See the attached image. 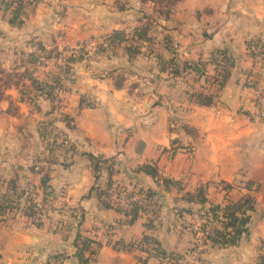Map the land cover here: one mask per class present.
<instances>
[{
  "label": "crops",
  "instance_id": "0c3cea01",
  "mask_svg": "<svg viewBox=\"0 0 264 264\" xmlns=\"http://www.w3.org/2000/svg\"><path fill=\"white\" fill-rule=\"evenodd\" d=\"M156 8L157 3L140 0H38L15 24L0 10V192L13 184L38 201L46 170L54 193L40 224L21 208L0 215V264H142L143 252L128 245L146 234L165 251L183 253L195 237L188 211L243 195L253 202L230 228L232 243H207L202 260L264 264V117H248L252 94L246 82L247 41L261 38L264 48V0H178L167 17H155L153 54L129 57L117 48L66 63L70 73L58 95V114L71 118L70 127L62 126L70 143L55 149L49 167L39 155L35 125L57 111L47 94H29L39 108L25 99L31 87L24 71L35 66L26 56L34 43L89 56L103 37L142 25L143 12ZM220 49L234 64L219 96L203 105L197 95L216 88L188 65L205 69L209 78ZM37 74L33 71L41 79ZM33 122L35 151L26 145L15 151L12 128L25 131ZM171 145L179 148L168 160ZM149 162L176 183L157 184L138 169ZM109 181L156 191L160 207L153 228L142 213L131 220L98 202L95 188ZM221 182L232 189L221 190ZM201 185L205 204L185 199ZM18 201L20 207L27 203L24 196ZM85 239L92 241L87 249Z\"/></svg>",
  "mask_w": 264,
  "mask_h": 264
},
{
  "label": "trees",
  "instance_id": "16d2710c",
  "mask_svg": "<svg viewBox=\"0 0 264 264\" xmlns=\"http://www.w3.org/2000/svg\"><path fill=\"white\" fill-rule=\"evenodd\" d=\"M178 0H140L142 4H145L147 2H154L157 3L159 6V10L163 12V15L165 17L168 16L170 13L171 8L177 2ZM38 0H32L31 2H24L22 0H0V10H2L4 13L7 15V21L10 24H15L18 22L20 16L23 14V12L27 8L33 7ZM145 19V23H143L140 26L135 27L134 29L131 30V35L134 36V38L138 39L141 42H148V43H153L154 38L149 35L150 34V29L152 26L151 21L149 18H146L143 16ZM105 40L109 43L108 47H102L100 45L99 50L101 51H107V50H114L117 48H122L125 53L129 57H134L139 54H144L140 47L132 46L128 43V35L127 32L122 31V30H113L111 33L105 36ZM256 39H250L247 41L246 46H247V51L249 56L254 55L253 53V46L255 45ZM35 46H37L39 52L31 51L27 54L26 58L29 64L31 65H37L41 64L44 61L52 57L53 54L54 57H57L60 53H57V48L53 49H46L41 43L35 42ZM214 57H213V64H214V74L211 77L212 82L215 85V92L211 94H202L199 93L197 96H199L201 103L203 105H210L213 103V98H217L220 91L223 89L225 86V83L227 79L229 78L230 75V69H219L217 65V59L220 58L225 64L230 65V67L234 64L233 58L231 57L230 54L227 53L226 50H216L214 52ZM84 58L82 54L79 55H74V54H69L66 57H64V61L66 63H73L80 61ZM160 59V57H158ZM173 59L168 60L166 63H172ZM161 62H165L161 59ZM193 64V63H192ZM189 64L188 66L190 68H194L196 72L199 73V75H204V69L199 68L196 65ZM193 69V70H194ZM24 74H26V77L29 80V86L31 87V91L27 90L25 92L24 96H28L31 92L34 91L40 92L41 94H50L52 96L54 90L56 89V86L58 84L57 79H53L51 82L44 81L43 79H39L36 76L33 75L32 70H27L24 71ZM58 88V87H57ZM24 94V93H23ZM1 98V96H0ZM32 101V100H31ZM64 122L67 126H70L71 124V118L68 115H63ZM39 135L43 136L42 130H40L39 127ZM64 143H61L60 146H62ZM59 144H56V146ZM59 146L55 147L58 148ZM179 148L178 146L174 147L171 145L168 149L167 152L170 151L171 153H174L175 150ZM91 156V155H89ZM92 157V156H91ZM48 162H53L52 159L47 158ZM43 168V167H42ZM139 170L146 172L151 176L153 181L157 184H175L176 182L169 179L168 177L162 176L159 174L156 168L155 162H149L145 163L143 165H140L138 167ZM49 173L48 171H43L42 176L40 178V186L42 189V200H45L48 197H53V188L49 184ZM112 182L109 181L103 188H95V193L97 196L98 202L104 206V207H112L115 210L124 213L125 215L129 216L131 220H134L140 213L141 209L140 206H138L136 203L132 205H127V206H122L120 204H111L109 200H100V195L102 192L106 191L107 188L111 186ZM219 188L224 191H229L232 189V185L227 184V183H219ZM246 188L251 189L252 183L247 182L246 183ZM137 187L139 193H143L145 198H149L152 195L156 194V191L153 190L150 187L143 188V187ZM92 190V189H91ZM6 192H10L11 195H13V198H15L14 201L8 200L7 196L0 195V215H4L6 213H13L16 210H19L20 208L22 209V212L24 215L32 218H36L35 221H39L40 217L42 216V208L38 207L37 203L31 199V195L28 193L25 195V193H20L17 192L15 189V186L13 184H8L6 187ZM24 196L26 200V204L23 205L22 207L19 206V198ZM189 201L193 202H198L200 204H205L207 202V197L205 195V186H200L198 187L194 192L192 193H186V198ZM253 202V197L250 195H243L239 197L238 199H233L228 196L224 204H212L210 207L207 208V214L204 216V218L207 220L209 218V215L212 217H215L217 211H221L223 215V220L222 223L220 224L219 227L215 228L214 232L211 235H207V240L208 243H217V244H228L232 243V240L229 239V230L230 228H235L238 223L236 222L239 219V215L241 213V210L243 208H246L247 206L251 205ZM185 211V209H183ZM37 224H40L39 222ZM206 223H203L201 225V228L203 229L205 227ZM147 228H153V222L152 220H148L147 222ZM155 243L157 244V247L155 248V255L159 256L161 255L162 257L166 256L168 254L167 251H165L160 243L151 235H143L141 239L136 242V243H131L128 245L129 247H132L134 245L138 246V248L142 251L145 252L149 249V245ZM92 244V241L90 239H85L83 241V247L82 248H89ZM96 250H90L91 253H94ZM172 254L171 252H169ZM145 261V259H143Z\"/></svg>",
  "mask_w": 264,
  "mask_h": 264
},
{
  "label": "built area",
  "instance_id": "2783aa9c",
  "mask_svg": "<svg viewBox=\"0 0 264 264\" xmlns=\"http://www.w3.org/2000/svg\"><path fill=\"white\" fill-rule=\"evenodd\" d=\"M31 2L32 0H22ZM133 44L140 45V42L134 40ZM104 47L109 46L105 41ZM141 46V45H140ZM35 52H39L37 46L34 47ZM254 55L250 56V68L246 76V82L250 88L252 97L250 100L251 108L248 111V117L253 121H259L264 117V48L261 38H256L253 46ZM219 69H230V65L225 64L220 58L217 59ZM44 81L51 82L47 79ZM58 89V88H57ZM100 200H109L111 204H120L122 206L137 204L140 206L141 213L146 216L147 220H154L160 207L159 199L156 194L149 198H145L143 193H139L137 187L126 188L119 184H112L106 191L100 195ZM214 203H209L206 207H200L188 211L192 229L195 231L193 244L183 253L171 252L162 257L155 255L157 244L152 243L149 249L143 252L145 261L142 264H205L202 260V253L205 245L208 243L207 235H211L215 228L219 227L223 220L221 211H217L215 217L209 215L206 220L204 216L207 214V208ZM38 207L41 204H38ZM206 223L202 229L201 225Z\"/></svg>",
  "mask_w": 264,
  "mask_h": 264
},
{
  "label": "rangeland",
  "instance_id": "374dc122",
  "mask_svg": "<svg viewBox=\"0 0 264 264\" xmlns=\"http://www.w3.org/2000/svg\"><path fill=\"white\" fill-rule=\"evenodd\" d=\"M162 15H163V12H161V10L157 11V8L155 10H148V12H146V11L143 12V16H145L146 18H149V20L153 19L152 20V24L154 26L153 28H155V24H156L155 17L157 19H161ZM127 35H128V43L132 46L140 47V49L144 53V55H146V54L151 55V53L153 54V51L151 49H153V47H156V44H158L157 39L155 38L156 35H155L154 31L153 32L150 31V34H149L154 38L153 43L139 41L138 39L134 38V36L131 35V30L127 31ZM134 40L140 42L141 46L140 45L137 46V45L133 44ZM105 41H106L105 37H103L100 40V42H98V44L95 46V48L92 50L93 54H91L89 56H85L84 58L87 60L88 59L91 60L90 58H91V56H94V52H95V54L102 52L101 50H99V47H100V45L102 47H104L103 43ZM167 43L169 44V46L171 45V42H165V45H167ZM120 49L123 50L122 48H120ZM57 53H60L57 57H54L55 54H53L51 58H49L47 60H43L44 61L43 63L37 64L33 68V71H38L37 75H39L41 79H47L49 81H53V79H57V81H58L56 89L54 90V94H56L57 97H54V95L50 96V94L46 95V98L49 99V101L48 100L47 101L51 104L50 105L51 108L53 110L57 111V113L53 114L54 115L53 117L44 116L42 119L39 120L37 125H35V127L36 126L40 127V130H42V133H43V136L39 135L40 139L37 141V144L42 147L40 149L39 155H41L42 159H44V160H46V157L51 159L52 155L54 157L55 153H53V152H55V149H56L55 147H57V146L61 147L60 146L61 143H64L63 145H66V146L69 145V143H70L68 134H66V131H64L62 128V126L65 124L64 119H63V113L61 112L60 114H58L59 113L58 110L61 107V103H60L61 101H60L58 95L63 92V90L65 88L64 82L68 79V76L70 73V70L68 69L69 65L66 64V62L64 61L65 60L64 57H66L70 53V51L64 50V48H58ZM85 59H84V61H87ZM47 66H49V68H47V70H46ZM211 77L208 78L206 71L204 72L203 78H204L205 82L214 85ZM57 87H58V89H57ZM35 98L36 97L30 96V95L25 96V99H27V101L30 102V104L34 103L32 106H35V108H37L38 105L35 102V100H36ZM38 108H39V106H38ZM247 111H249V110H247ZM24 113H26V112H24ZM34 120H35V118H34ZM60 123H61V125H60ZM22 124H19L16 126H22ZM33 124H35V123L33 122L32 126L30 125V127L26 128V129L24 128L25 131H23L22 129L12 128L10 135H17V136H15L16 139L13 140V144L16 145L15 147H17L15 151L18 152L23 145H26L28 147V149H30V147H31L33 149V151H35L34 147L36 145H35V143H33L34 141L31 140V138L33 137L32 135L35 131V127H33ZM13 126L15 127V125H13ZM31 127H33V128H31ZM38 133H39V129H38ZM5 135H7V134H5ZM21 139H23V140L20 141ZM25 141H28V143ZM56 144H59V145L56 146ZM173 155H174V153H171L170 151H168V153H167L168 160H169V158L172 159ZM47 163H48V160H47ZM47 166L49 167L50 164L48 163ZM112 184H115V182ZM4 190L5 189H2V191L0 192V195H3L5 197L7 196L8 200L14 201L15 198H10L11 193L6 192V190L5 191ZM11 196L13 197V195H11ZM51 198L52 197H49V198H46L45 200H42V198H41L38 201H36V199H35L36 203L41 204L40 207L42 208L43 214H45V211H44L45 207H46L45 205H47L48 202L51 201ZM31 199H32V197H31Z\"/></svg>",
  "mask_w": 264,
  "mask_h": 264
}]
</instances>
